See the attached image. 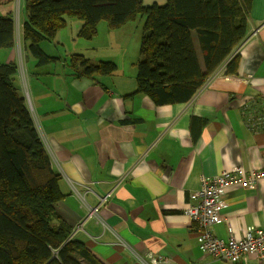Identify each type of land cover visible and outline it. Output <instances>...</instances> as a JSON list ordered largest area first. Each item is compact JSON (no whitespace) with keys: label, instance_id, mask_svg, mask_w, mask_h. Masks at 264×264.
<instances>
[{"label":"crops","instance_id":"obj_1","mask_svg":"<svg viewBox=\"0 0 264 264\" xmlns=\"http://www.w3.org/2000/svg\"><path fill=\"white\" fill-rule=\"evenodd\" d=\"M24 20L17 21L14 46L0 48V60L19 67L17 85L61 176L57 211L72 238L103 264H143L151 256L171 264H259L256 253L237 263L206 253L185 210L203 176L236 165L264 169V0L251 2L248 33L234 48L236 72L225 73L227 59L179 103L157 104L137 90L140 55L126 53L120 63L127 31H103L102 39L81 42L85 50L70 52L60 30L53 41L40 43L56 59L39 63L23 37ZM103 41L110 51L97 60ZM61 46L62 52L54 51ZM76 52L117 67L110 74L79 75L69 64ZM221 213L224 220L213 226L220 238L264 229V182L229 187Z\"/></svg>","mask_w":264,"mask_h":264},{"label":"trees","instance_id":"obj_2","mask_svg":"<svg viewBox=\"0 0 264 264\" xmlns=\"http://www.w3.org/2000/svg\"><path fill=\"white\" fill-rule=\"evenodd\" d=\"M10 1V0H3ZM252 0H25L23 37L39 63L55 60L40 46L53 41L70 16L83 24L78 35L93 39L99 24L122 27L145 17L137 63L138 91L157 104L190 100L215 70L226 63L236 72L234 48L248 33ZM13 12L0 15V48L13 47ZM79 75L110 74L111 60L93 62L72 53ZM16 62L0 60V264H103L71 238L72 228L58 213L61 178L39 136L27 100L17 85ZM82 259V260H81Z\"/></svg>","mask_w":264,"mask_h":264},{"label":"built area","instance_id":"obj_3","mask_svg":"<svg viewBox=\"0 0 264 264\" xmlns=\"http://www.w3.org/2000/svg\"><path fill=\"white\" fill-rule=\"evenodd\" d=\"M236 53L233 52L232 56ZM262 120L264 115L260 118V122ZM260 182H264V169L248 170L242 165L225 169L214 176L201 178L200 187L190 195L191 204L186 208L185 213L195 224L200 246L206 253L229 263L239 262L248 253H256L259 264H264V229L250 227L242 237L230 234L226 239L216 236L213 231V226L224 220L221 210L227 189L234 185L252 188ZM111 194V191L108 192L102 201H108ZM100 206L101 204L93 207L90 215L97 214ZM142 259L143 264H171L159 257Z\"/></svg>","mask_w":264,"mask_h":264},{"label":"rangeland","instance_id":"obj_4","mask_svg":"<svg viewBox=\"0 0 264 264\" xmlns=\"http://www.w3.org/2000/svg\"><path fill=\"white\" fill-rule=\"evenodd\" d=\"M145 2H150V3H145ZM144 3L145 4H153L155 1L154 0H146ZM165 2V0H164ZM163 0L159 1V4L164 3ZM25 0H10V1H3L0 0V15H4L8 13L9 11L13 12L14 20L15 23L17 24V21H21L25 18L26 16V9H25ZM72 21H78L83 24V21L80 18L70 16L67 20V24L64 28H62V42H64V47L67 50H70V52H73L71 50H85V47L81 45L82 41H87L85 38L81 37L78 35L80 27H77V22L76 25L75 23L72 24ZM145 17L142 16H137L135 20H130L126 25V27H120L121 30H109V27L107 25V20H102L99 25V32L97 36L99 38L95 37V41H98V39H102L104 32L103 31H121L123 33L124 31H127V40L122 41L123 48L126 50L121 52L119 54L120 56V63L124 62V58H126V53H135L140 55V41H141V36L143 32V25H144ZM130 23V24H129ZM76 26V27H75ZM82 26V25H81ZM104 27V28H102ZM76 28V30H75ZM106 29V30H105ZM119 29V28H116ZM74 30V31H73ZM60 31V30H59ZM58 31V32H59ZM60 33V32H59ZM100 41V40H99ZM119 41V40H118ZM108 43L109 42H99L97 45L96 53L98 54V59L101 60V58L108 56L109 54V48H108ZM93 46V45H91ZM54 51H63V46L59 48V50L54 49ZM78 53V52H76ZM102 60H107V59H102ZM22 88V87H21ZM22 90V89H21ZM23 92V91H21ZM26 94V92H25Z\"/></svg>","mask_w":264,"mask_h":264}]
</instances>
